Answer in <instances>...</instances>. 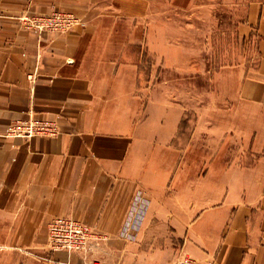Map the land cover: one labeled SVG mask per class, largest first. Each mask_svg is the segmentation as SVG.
Masks as SVG:
<instances>
[{
  "label": "crops",
  "instance_id": "1",
  "mask_svg": "<svg viewBox=\"0 0 264 264\" xmlns=\"http://www.w3.org/2000/svg\"><path fill=\"white\" fill-rule=\"evenodd\" d=\"M56 11L84 26L21 21ZM241 16L252 61L184 124L158 0H0V264H264V2ZM30 118L59 134L6 135ZM62 216L102 235L92 254L50 250Z\"/></svg>",
  "mask_w": 264,
  "mask_h": 264
},
{
  "label": "rangeland",
  "instance_id": "2",
  "mask_svg": "<svg viewBox=\"0 0 264 264\" xmlns=\"http://www.w3.org/2000/svg\"><path fill=\"white\" fill-rule=\"evenodd\" d=\"M254 1L264 2L158 0L161 37L172 45L171 58L174 56V65H177L173 66V70L164 67L162 74L168 69V76L177 78L172 83L177 92L174 99L188 109L182 123L197 120L198 113L192 106L197 105L200 109V105H203L204 88L214 89V74L217 71L252 61V45L239 38L237 24L244 7ZM144 59L148 62L145 70L149 76V58L145 55Z\"/></svg>",
  "mask_w": 264,
  "mask_h": 264
},
{
  "label": "built area",
  "instance_id": "3",
  "mask_svg": "<svg viewBox=\"0 0 264 264\" xmlns=\"http://www.w3.org/2000/svg\"><path fill=\"white\" fill-rule=\"evenodd\" d=\"M22 23L26 29L38 32L68 33L77 26H84L78 16L72 12L56 11L46 16L23 17ZM59 134L57 123L41 118L18 120L8 126L6 135L22 138L48 137ZM126 235V233L124 232ZM48 247L51 251H68L76 254L89 255L100 245L102 235L94 228L75 221L70 217L54 218L48 224ZM165 264H202L186 254L179 255L175 261Z\"/></svg>",
  "mask_w": 264,
  "mask_h": 264
}]
</instances>
